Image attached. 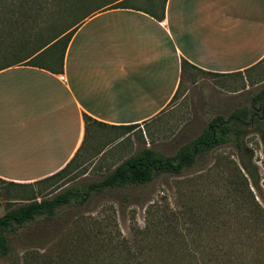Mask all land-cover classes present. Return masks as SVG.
<instances>
[{
	"label": "rangeland",
	"instance_id": "rangeland-1",
	"mask_svg": "<svg viewBox=\"0 0 264 264\" xmlns=\"http://www.w3.org/2000/svg\"><path fill=\"white\" fill-rule=\"evenodd\" d=\"M108 1H71V6L64 8L63 0H52L46 9L22 12L23 23L6 39L7 50L0 56V64L19 60L47 44L29 63L56 69L64 40L52 45L60 36L52 39ZM162 3L163 0H127L123 4L156 14ZM187 72L189 81L181 85L183 96L178 95L172 108L143 131H95L92 143H84L60 177L31 185L33 193L39 195L36 200L102 180L144 147L172 156L215 116L226 118L240 108L258 114L253 98L264 90V65L229 79H213L195 70ZM245 130L242 142L251 154L258 181L257 189L250 184L249 189L264 210V127L251 123ZM232 163L237 165L238 158L228 142L197 156L193 165L179 174L159 173L143 186L110 187L91 193L81 205L60 207L53 218H42L6 235L9 251L0 256V264H21L22 253L33 249L44 253L52 264H116L117 253L107 244L122 239L140 245L142 255L156 264L162 259L168 264H188V256L198 261L211 259L210 264H225L226 259L232 264H264V236L235 204L237 195L228 184L235 179ZM29 194V188L0 182V216L5 205L16 207L26 202L21 198ZM151 204L161 211V219L152 209L146 214ZM171 243L174 249H170Z\"/></svg>",
	"mask_w": 264,
	"mask_h": 264
},
{
	"label": "crops",
	"instance_id": "crops-1",
	"mask_svg": "<svg viewBox=\"0 0 264 264\" xmlns=\"http://www.w3.org/2000/svg\"><path fill=\"white\" fill-rule=\"evenodd\" d=\"M263 57L264 0H165L159 19L95 12L72 33L60 72L0 70V180L51 176L95 131H143L183 96L182 61L229 79L264 65ZM83 115L101 125L85 130Z\"/></svg>",
	"mask_w": 264,
	"mask_h": 264
},
{
	"label": "trees",
	"instance_id": "trees-1",
	"mask_svg": "<svg viewBox=\"0 0 264 264\" xmlns=\"http://www.w3.org/2000/svg\"><path fill=\"white\" fill-rule=\"evenodd\" d=\"M71 1L77 4L85 3L89 0ZM71 1L63 0L62 6L64 8H69L72 4L70 3ZM125 2H127V0H110L104 5H101L96 9L84 14L83 17H81L77 22L65 30L67 31L70 29L65 35H62L65 31L57 34V36H55L52 40L59 36L60 37L54 41L52 45L56 42H59L60 40H64V42L61 45L59 66L56 69L29 63L30 60L34 59L38 54H41L45 50L43 49L37 53L40 49L47 45L45 44L39 49L24 55L23 58L19 60L16 59L15 61L8 64H0V70L14 65H29L42 68L53 73H58L61 71L63 55L69 39L75 28L84 18L102 10L123 8L143 11L155 17L156 19H159L162 15L165 0H163L160 11L156 14L124 5L123 3ZM51 4L52 0H43V2H39L37 0H0V31H3L0 32V56L7 50L5 49L6 39L8 37H12L11 35L13 31L15 30L17 32L19 26L23 23L22 12H25L26 10L39 11L41 9H46ZM58 6L60 5L58 4ZM9 51L13 50L10 49ZM262 60H264V57ZM180 69L181 71L195 70L197 72H201L184 61L180 63ZM253 101L258 104V114L255 115L253 112L250 113L246 109L240 108L232 111L226 118L215 116L208 122L207 127L204 128L198 136H196L189 143L179 146L172 156H163L150 148L144 147L135 155L126 158L116 165L102 180L94 181L86 185L63 189L48 199L36 200L39 195L33 193L31 190V185L60 177L73 163L84 143H81L77 149V152L68 161V163H66L59 171L47 178L35 181L31 184H20L0 180L1 183L7 185L20 188H29L30 192L29 195L23 196L21 198L26 202L13 208H11L9 205H5L4 207L5 212L0 216V256L6 255L9 251L6 235L14 233L17 229L26 227L27 225L36 224V222L42 218H53L58 208L67 207L69 205H81L86 201L91 193L100 192L105 188L121 187L126 185L143 186L149 183L155 174H179L184 168L191 167L197 156L206 154L212 149L228 142L232 143L238 158L237 165L232 163V168L235 172V179L234 181H228V184L232 187V191L237 195L234 202L240 207V209L244 210L245 214H248L247 217L250 225H252V227L263 237L264 210L260 208V206L254 201L253 195L249 189V184L251 187L257 189L258 181L256 167L251 162V154L242 141L245 135V129L251 123L257 124L259 127H264V123L259 125L260 123L264 122V90L257 93L254 96ZM83 122L85 125V130L88 123L95 126L101 125L85 115H83ZM133 128V125L121 126V129L124 130L125 133H128ZM151 209V212H154L156 218H162L161 211L156 210L152 204L146 211L147 215L150 214ZM107 245L112 251L117 253L116 258L114 259L116 264H156L152 259H150V257L142 255V247L136 243H129L127 240L122 239L117 243H112V245H110L109 241V244ZM102 246L103 244L101 243L99 248ZM170 246V249L175 248L172 243ZM186 260L188 261V264H210V262H212L211 259H202L201 261H198L194 256H188L186 257ZM168 263L169 261L167 262L163 259L160 262V264ZM171 263H174V261H170V264ZM21 264L52 263L47 260V257L44 253H40L33 249L24 251L22 253ZM92 264H100V262L98 263V261H95ZM225 264H232V262L226 259Z\"/></svg>",
	"mask_w": 264,
	"mask_h": 264
}]
</instances>
